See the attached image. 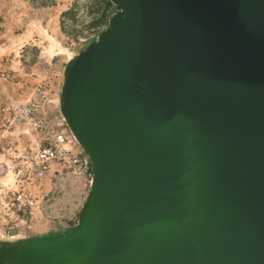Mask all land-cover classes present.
Returning a JSON list of instances; mask_svg holds the SVG:
<instances>
[{
  "label": "water",
  "instance_id": "95a60500",
  "mask_svg": "<svg viewBox=\"0 0 264 264\" xmlns=\"http://www.w3.org/2000/svg\"><path fill=\"white\" fill-rule=\"evenodd\" d=\"M108 1L58 95L76 223L9 264H264V0Z\"/></svg>",
  "mask_w": 264,
  "mask_h": 264
},
{
  "label": "rangeland",
  "instance_id": "374dc122",
  "mask_svg": "<svg viewBox=\"0 0 264 264\" xmlns=\"http://www.w3.org/2000/svg\"><path fill=\"white\" fill-rule=\"evenodd\" d=\"M113 11L108 0H0V239L61 236L76 223L88 189L60 165L49 167V199L39 198L30 213L10 204L12 168L41 137L10 111L37 104L44 92L47 114L55 113L64 65L86 46L77 37L107 25Z\"/></svg>",
  "mask_w": 264,
  "mask_h": 264
},
{
  "label": "built area",
  "instance_id": "2783aa9c",
  "mask_svg": "<svg viewBox=\"0 0 264 264\" xmlns=\"http://www.w3.org/2000/svg\"><path fill=\"white\" fill-rule=\"evenodd\" d=\"M106 24L90 30L77 42L83 45L94 41L106 28ZM46 97L40 92L37 104L22 105L12 108L10 114L22 122H30L40 133V141L28 155H23L14 164L13 190L10 204L22 212H31L38 199H49L45 180L52 164L60 165L73 181H81L87 189L91 180V165L87 155L79 147L71 131L66 126L59 110L47 114Z\"/></svg>",
  "mask_w": 264,
  "mask_h": 264
},
{
  "label": "trees",
  "instance_id": "16d2710c",
  "mask_svg": "<svg viewBox=\"0 0 264 264\" xmlns=\"http://www.w3.org/2000/svg\"><path fill=\"white\" fill-rule=\"evenodd\" d=\"M67 229H65L62 234H64L67 231ZM51 233L52 232H49L47 234L49 235ZM47 234H45V235H47ZM45 235H43V236H28L25 238H18L15 240L0 239V264H3L4 261H8V263H9L14 258L16 249L18 248V246L22 240L52 239V238L60 236V235H55L53 237H46L45 238L44 237Z\"/></svg>",
  "mask_w": 264,
  "mask_h": 264
},
{
  "label": "crops",
  "instance_id": "0c3cea01",
  "mask_svg": "<svg viewBox=\"0 0 264 264\" xmlns=\"http://www.w3.org/2000/svg\"><path fill=\"white\" fill-rule=\"evenodd\" d=\"M65 229H63V231H64ZM63 231H61V232H63ZM61 232H59V233H61Z\"/></svg>",
  "mask_w": 264,
  "mask_h": 264
}]
</instances>
